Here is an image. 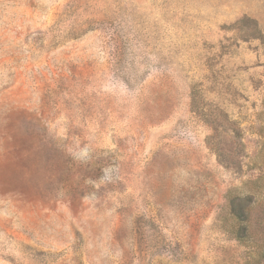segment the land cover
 Returning <instances> with one entry per match:
<instances>
[{
  "label": "rangeland",
  "instance_id": "obj_1",
  "mask_svg": "<svg viewBox=\"0 0 264 264\" xmlns=\"http://www.w3.org/2000/svg\"><path fill=\"white\" fill-rule=\"evenodd\" d=\"M263 242L264 0H0V264H264Z\"/></svg>",
  "mask_w": 264,
  "mask_h": 264
},
{
  "label": "trees",
  "instance_id": "obj_2",
  "mask_svg": "<svg viewBox=\"0 0 264 264\" xmlns=\"http://www.w3.org/2000/svg\"><path fill=\"white\" fill-rule=\"evenodd\" d=\"M253 203V198L247 197H234L230 202L231 214L237 222L235 226V233L237 239L242 241L250 237L249 232V208ZM237 226L239 227L237 229ZM260 254L264 258V242L260 247Z\"/></svg>",
  "mask_w": 264,
  "mask_h": 264
}]
</instances>
